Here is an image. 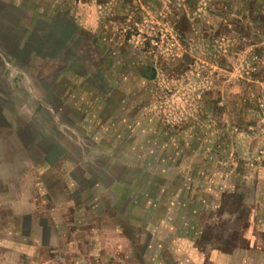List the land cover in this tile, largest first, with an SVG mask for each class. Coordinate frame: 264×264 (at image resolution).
<instances>
[{
    "label": "rangeland",
    "instance_id": "1",
    "mask_svg": "<svg viewBox=\"0 0 264 264\" xmlns=\"http://www.w3.org/2000/svg\"><path fill=\"white\" fill-rule=\"evenodd\" d=\"M3 1L27 32L3 56L0 163L26 160L55 254L264 264V0Z\"/></svg>",
    "mask_w": 264,
    "mask_h": 264
},
{
    "label": "crops",
    "instance_id": "2",
    "mask_svg": "<svg viewBox=\"0 0 264 264\" xmlns=\"http://www.w3.org/2000/svg\"><path fill=\"white\" fill-rule=\"evenodd\" d=\"M20 15V9L17 5L0 0V39L7 41L6 45L0 46V118H4V120L7 119L8 113L2 105L8 101L7 97L11 92L13 83L10 75L6 74L10 68L9 62L3 56L5 52L10 53L11 48L9 51V48L6 47H12L11 44L17 48V50L12 49L11 53L25 52L21 50L24 49L23 47H17L19 44L15 46L14 41L20 36L11 25L23 20ZM2 127L0 126V128ZM4 128L9 129L8 125ZM18 162L19 173L22 167L23 175H17L15 170L11 172L7 165L0 163V264L82 263L85 260L83 256H81L83 259H79V262L76 263L77 259L71 258L68 261L66 260L67 257H62L59 253L55 254L59 241L57 237L53 239L52 233L50 230L47 232L46 226L43 227L36 221L34 212L37 204L34 203L31 209L27 207L30 197L25 181L27 164L26 160H23L22 163ZM33 233L38 234V236L36 238L31 237ZM194 247L193 244L189 243L184 245L183 252L180 251L182 264H203L206 259L211 264H237L242 260L240 258L237 261L239 253L224 254L218 249H212L205 256ZM189 248L194 249V251L189 250ZM45 249L51 250L50 254L42 253V250Z\"/></svg>",
    "mask_w": 264,
    "mask_h": 264
},
{
    "label": "trees",
    "instance_id": "3",
    "mask_svg": "<svg viewBox=\"0 0 264 264\" xmlns=\"http://www.w3.org/2000/svg\"><path fill=\"white\" fill-rule=\"evenodd\" d=\"M27 23L25 22V21H23V20H21L20 22H19V25H18V31H17V33L19 34H23V36L25 35V33L27 32V25H26ZM25 32V33H24ZM19 44V45H18ZM16 46L17 47H19V46H21V44H22V42H20L19 41V43H18ZM13 48H15V50H17V48L16 47H13ZM19 50H20V48H19ZM21 50H23V51H25L24 49H21ZM20 50V51H21ZM19 53H22V52H18V53H11V54H18L17 55V59H19ZM7 55H10L9 53L7 54ZM235 208H234V210H233V212H238V211H240V202L239 203H236L235 205ZM240 214H242V216H243V211H240ZM241 216V215H240Z\"/></svg>",
    "mask_w": 264,
    "mask_h": 264
},
{
    "label": "flooded vegetation",
    "instance_id": "4",
    "mask_svg": "<svg viewBox=\"0 0 264 264\" xmlns=\"http://www.w3.org/2000/svg\"><path fill=\"white\" fill-rule=\"evenodd\" d=\"M148 71H152V74H151V77H152V75H153V73H154V72H153V71H154L153 68H151V69L148 70Z\"/></svg>",
    "mask_w": 264,
    "mask_h": 264
},
{
    "label": "water",
    "instance_id": "5",
    "mask_svg": "<svg viewBox=\"0 0 264 264\" xmlns=\"http://www.w3.org/2000/svg\"><path fill=\"white\" fill-rule=\"evenodd\" d=\"M155 77V73H153V75H152V79Z\"/></svg>",
    "mask_w": 264,
    "mask_h": 264
}]
</instances>
